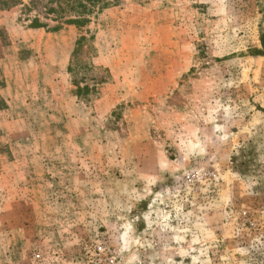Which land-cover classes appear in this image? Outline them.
Here are the masks:
<instances>
[{
    "label": "rangeland",
    "instance_id": "obj_1",
    "mask_svg": "<svg viewBox=\"0 0 264 264\" xmlns=\"http://www.w3.org/2000/svg\"><path fill=\"white\" fill-rule=\"evenodd\" d=\"M262 33L264 0L0 4V264H264Z\"/></svg>",
    "mask_w": 264,
    "mask_h": 264
},
{
    "label": "trees",
    "instance_id": "obj_2",
    "mask_svg": "<svg viewBox=\"0 0 264 264\" xmlns=\"http://www.w3.org/2000/svg\"><path fill=\"white\" fill-rule=\"evenodd\" d=\"M19 1L20 0H0V4L3 5V6H10L11 4L12 5L17 4ZM106 4H105V6H106ZM88 9L91 10V8H88ZM36 21L38 22V20H36ZM68 21L71 22V23H74V24H76L78 26H84V25H86L87 23L90 22V19L89 18L76 17V18H72V19H70ZM37 22H36L35 25L42 26L39 22L38 23ZM58 27H60V26H56L55 29L58 28ZM91 37L93 38V35ZM84 40H87L86 36H81L79 38V40H78V44L81 45ZM260 43H261V47L260 48H254L252 50V54L253 55L264 56V33H262L260 35ZM87 90L88 91L90 90L89 85H86L84 87L78 86L77 93L80 95L81 92H86Z\"/></svg>",
    "mask_w": 264,
    "mask_h": 264
}]
</instances>
